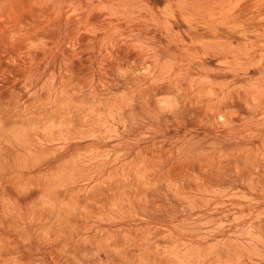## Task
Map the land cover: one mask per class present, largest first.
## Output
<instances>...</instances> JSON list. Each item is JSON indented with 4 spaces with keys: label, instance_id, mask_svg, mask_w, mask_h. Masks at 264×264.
Here are the masks:
<instances>
[{
    "label": "rangeland",
    "instance_id": "rangeland-1",
    "mask_svg": "<svg viewBox=\"0 0 264 264\" xmlns=\"http://www.w3.org/2000/svg\"><path fill=\"white\" fill-rule=\"evenodd\" d=\"M0 264H264V0H0Z\"/></svg>",
    "mask_w": 264,
    "mask_h": 264
}]
</instances>
